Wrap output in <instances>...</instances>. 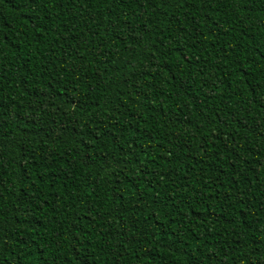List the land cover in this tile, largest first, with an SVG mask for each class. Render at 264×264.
<instances>
[{"label":"trees","instance_id":"1","mask_svg":"<svg viewBox=\"0 0 264 264\" xmlns=\"http://www.w3.org/2000/svg\"><path fill=\"white\" fill-rule=\"evenodd\" d=\"M0 264H264V0H0Z\"/></svg>","mask_w":264,"mask_h":264}]
</instances>
